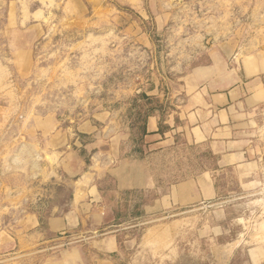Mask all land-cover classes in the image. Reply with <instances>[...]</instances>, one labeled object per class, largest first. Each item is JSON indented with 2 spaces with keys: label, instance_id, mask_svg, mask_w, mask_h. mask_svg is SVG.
Listing matches in <instances>:
<instances>
[{
  "label": "rangeland",
  "instance_id": "1",
  "mask_svg": "<svg viewBox=\"0 0 264 264\" xmlns=\"http://www.w3.org/2000/svg\"><path fill=\"white\" fill-rule=\"evenodd\" d=\"M9 21H21L18 29L35 39L26 62L11 59ZM249 53L258 57L245 59ZM214 54L228 66L244 58L256 73L249 79H264V0H0V233L16 234L30 213L43 227L54 208L70 210L71 180L49 167L46 153L61 134L89 163L79 126L92 121L101 130L99 116L108 114L121 137L110 143L114 153L143 154L153 145L145 139L148 117L172 116L173 88ZM252 129L243 167L214 170L204 146L182 134L159 160L173 182L213 171L215 200L141 218L136 195L150 202L155 191L116 202L106 177L105 227L117 236L115 253L90 245L94 239L79 256L42 240L18 253V240L9 238L0 240V264H264V104Z\"/></svg>",
  "mask_w": 264,
  "mask_h": 264
},
{
  "label": "crops",
  "instance_id": "2",
  "mask_svg": "<svg viewBox=\"0 0 264 264\" xmlns=\"http://www.w3.org/2000/svg\"><path fill=\"white\" fill-rule=\"evenodd\" d=\"M20 22H7L8 30L13 32L9 37L13 44V62L23 59L26 62L31 53L29 48L35 41L29 30L18 29L22 25ZM233 42H237L236 39ZM243 57L258 56L249 53ZM244 58L239 66H228L214 54L207 65L186 71L182 83L173 88L172 116L156 112L148 117L145 139L153 145L143 154L120 157L114 153L110 143L114 146L121 137L113 130L112 116L108 114L99 116L104 121L101 130L92 121L79 126L80 134L88 140L85 148L91 152L89 163L68 145L69 134H61L46 153L51 159L49 167L71 180L68 184L72 191L70 210L59 213V208H54L43 227L39 214H27L18 222L16 234L5 231L0 233V240L5 243L18 240L15 246L18 253L42 240V244H51L54 249L72 246L63 251V255L79 256L83 243L94 239L90 245H97L106 253H115L117 236L112 231L107 232L105 227L111 212V207L104 204L107 201L101 191V181L106 177L113 183L116 202L123 194L155 191L150 202H142L136 195L134 203L141 208V218H165L184 208L215 200L219 190L213 171L204 170L196 177L173 182V178H168L171 175L160 173L162 163L159 160L173 152L176 135L182 134L189 143L204 146L215 159L216 171L246 164L252 151L255 117L264 104V79H249L248 76L256 73L250 66L245 67ZM102 143L109 148L102 150ZM113 160L116 164L110 166ZM55 264H63V261L58 259ZM72 264H80V261Z\"/></svg>",
  "mask_w": 264,
  "mask_h": 264
},
{
  "label": "trees",
  "instance_id": "3",
  "mask_svg": "<svg viewBox=\"0 0 264 264\" xmlns=\"http://www.w3.org/2000/svg\"><path fill=\"white\" fill-rule=\"evenodd\" d=\"M144 131H145V127H144ZM145 134H146V131H145Z\"/></svg>",
  "mask_w": 264,
  "mask_h": 264
}]
</instances>
